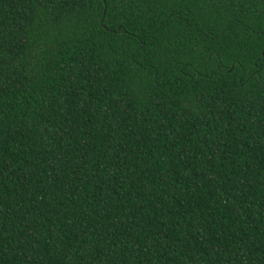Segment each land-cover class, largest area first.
I'll return each mask as SVG.
<instances>
[{
    "label": "trees",
    "instance_id": "16d2710c",
    "mask_svg": "<svg viewBox=\"0 0 264 264\" xmlns=\"http://www.w3.org/2000/svg\"><path fill=\"white\" fill-rule=\"evenodd\" d=\"M0 264H264V0H0Z\"/></svg>",
    "mask_w": 264,
    "mask_h": 264
}]
</instances>
